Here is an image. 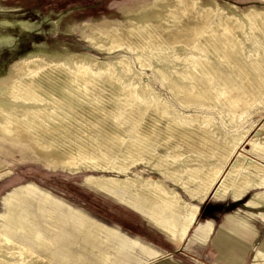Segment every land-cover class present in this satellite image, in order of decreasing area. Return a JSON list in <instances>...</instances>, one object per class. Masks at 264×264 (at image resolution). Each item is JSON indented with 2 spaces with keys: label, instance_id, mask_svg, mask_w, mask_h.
<instances>
[{
  "label": "bare ground",
  "instance_id": "6f19581e",
  "mask_svg": "<svg viewBox=\"0 0 264 264\" xmlns=\"http://www.w3.org/2000/svg\"><path fill=\"white\" fill-rule=\"evenodd\" d=\"M252 1L241 8L149 0L83 36L102 58L13 60L0 76V144L88 172L85 185L141 213L176 247L210 197L243 202L255 212L246 217L264 223V121L250 137L264 116V0ZM51 23L57 29L60 21ZM68 30L76 34L75 25ZM244 143L248 156L239 152ZM140 166L156 177L133 175ZM31 190L20 185L0 198V264H131L116 242L160 255L102 224L81 242L72 238L64 220L44 210L48 194L37 214L28 209ZM227 221V236L255 234L244 219ZM262 261L258 253L251 264Z\"/></svg>",
  "mask_w": 264,
  "mask_h": 264
},
{
  "label": "rangeland",
  "instance_id": "374dc122",
  "mask_svg": "<svg viewBox=\"0 0 264 264\" xmlns=\"http://www.w3.org/2000/svg\"><path fill=\"white\" fill-rule=\"evenodd\" d=\"M145 1L149 0H0V76L6 73L8 65L13 60L27 54L40 53L52 57L64 53L86 52L102 58V55L95 53L83 43V36L89 33L92 27L108 21H122L124 18L122 10L133 8ZM216 2L220 6L228 2L241 8L253 4L252 0H216ZM56 20L60 21L57 29L51 23ZM69 25H75L76 34L69 32ZM84 27L88 29L84 30ZM154 85L169 99L157 81ZM263 117L258 119V125L250 137L261 135L262 132L258 128L263 123L261 121H264ZM214 120L220 123L217 116H214ZM249 149L250 146L244 143L239 152L248 156ZM0 165V198L20 185L29 186L32 190L26 194L28 209L37 214L39 202L44 199L45 194H48L50 203L44 206V210L53 211L56 216L61 217L64 220V230L70 231L72 238L80 242L86 230L95 233L96 226L102 224L160 253L155 258L144 257L138 250L124 248L116 242L114 247L122 248L126 254H131V264H137L138 259L143 261L140 264H217L214 261L216 252L208 244L211 241L201 247L188 246L187 240L191 238V231L182 245L174 246L156 231L141 213L113 196L85 185L83 177L89 175L88 172L67 171L33 150H17L1 144ZM132 174L136 176L148 174L156 177L155 174H150L147 168L141 166L134 169ZM212 200L213 198L210 197L206 205H217ZM227 202L231 203V201ZM204 207L205 204L199 206V211H203ZM228 207L223 206L222 212L214 213L212 216L215 218L212 239L215 235L222 237L218 231L227 227L223 224L225 215L223 212ZM233 209L243 212L248 210L244 208L243 202ZM0 210H2L1 203ZM232 213L234 212H228V214ZM242 217L246 215L242 214ZM255 218L254 216L252 220ZM203 219L205 218L200 214L196 219L197 224L204 223ZM256 227L257 236L252 240V245L255 247L264 242V226L257 223ZM104 237L105 233H102V238ZM79 254L76 252L73 256ZM162 254L164 257L160 258ZM253 255V250L247 251L245 261L250 262ZM81 257L88 262L91 260L90 256L81 255ZM73 259L71 257L69 262L74 263Z\"/></svg>",
  "mask_w": 264,
  "mask_h": 264
},
{
  "label": "crops",
  "instance_id": "0c3cea01",
  "mask_svg": "<svg viewBox=\"0 0 264 264\" xmlns=\"http://www.w3.org/2000/svg\"><path fill=\"white\" fill-rule=\"evenodd\" d=\"M212 201H214V203H217V205L207 206L206 205L207 201H206L205 203H203V204H205L203 211L200 210L198 212L199 215H197V217L200 216V214H201L202 217L205 218V219H203L205 222L203 221L204 223L201 222V224H197L198 222H196V219H197V217H196L195 223L191 227V229L189 230V233L187 235V237H189V235L191 234V231H192L191 238L189 240H187V238H186L188 246L193 245L196 247H201V246L205 245L206 242L211 241V243L209 242L208 244L211 245L212 248L214 249V251L216 252V254L214 256L215 257L214 261H216L217 264H251L253 262L255 256L258 253L264 254V242H262L261 244H259L256 247H255V245L254 246L252 245V240L254 238H256L257 232H258L256 229L257 223H260V225H262V226H264V223L262 221H260L258 218H255V220H252V219H249L247 217H242V214L246 215V213H249V212L254 214V212L248 211V210L246 212H243V211L238 210V209L236 211H234L235 210V209H233L234 206L241 205V203L235 202L234 200H228L227 199V200H224L221 202H218L215 200H212ZM227 201H231V203L227 202ZM223 206H224V208L229 206L223 212V214H225L223 216L224 217L223 218V224L226 225L227 227H223V228L219 229L218 232H220V235L222 237H218V235H215V237L212 239V235L214 232L213 231L214 230V222H215V218L212 216L214 215V213L222 212L221 209L223 208ZM228 212H234V213L228 214ZM227 217L244 219L255 230V234L254 235L253 234H243L241 236L240 235L239 236H236V235L235 236H229V235L227 236L225 233V230H227V229L230 230V228H231L229 225V222L227 221ZM256 219H258V220H256ZM253 221L256 222L255 225H254ZM183 249H184V247H183ZM249 250L254 251L253 258L250 262L245 261V259H244L247 251H249ZM162 257H164L163 254L160 258H162ZM261 264H264V261H262Z\"/></svg>",
  "mask_w": 264,
  "mask_h": 264
}]
</instances>
